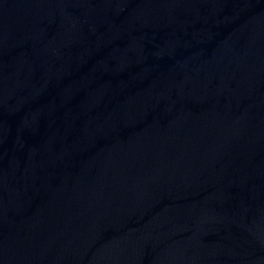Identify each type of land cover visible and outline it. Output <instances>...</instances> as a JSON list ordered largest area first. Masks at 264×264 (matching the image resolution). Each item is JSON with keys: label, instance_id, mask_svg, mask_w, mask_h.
<instances>
[{"label": "water", "instance_id": "95a60500", "mask_svg": "<svg viewBox=\"0 0 264 264\" xmlns=\"http://www.w3.org/2000/svg\"><path fill=\"white\" fill-rule=\"evenodd\" d=\"M0 264H264V0H0Z\"/></svg>", "mask_w": 264, "mask_h": 264}]
</instances>
